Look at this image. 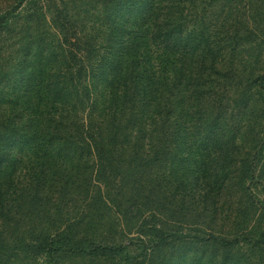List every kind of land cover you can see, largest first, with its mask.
<instances>
[{"label": "trees", "instance_id": "16d2710c", "mask_svg": "<svg viewBox=\"0 0 264 264\" xmlns=\"http://www.w3.org/2000/svg\"><path fill=\"white\" fill-rule=\"evenodd\" d=\"M243 1L0 7V264H264V0Z\"/></svg>", "mask_w": 264, "mask_h": 264}, {"label": "rangeland", "instance_id": "374dc122", "mask_svg": "<svg viewBox=\"0 0 264 264\" xmlns=\"http://www.w3.org/2000/svg\"><path fill=\"white\" fill-rule=\"evenodd\" d=\"M253 1H255V0H253ZM257 1H260V0H257ZM15 2V0H0V7L3 9V8H6V7H8V6H10L11 4H13ZM32 2H34V1H31V3ZM250 0H244L243 1V3H242V5H245V6H247V5H250ZM98 7V10L99 9H101L102 7L100 6V5H98L97 6ZM85 8V12H86V14L88 15V18L89 19H92V20H96V21H98L99 20V18H100V20L102 21V19H103V15H95L94 13H93V11H87V10H96V7H94L93 5H87V6H85L84 7ZM100 21V22H101ZM12 34V36H14L15 34L12 32L11 33ZM11 34H8V35H6V36H9V35H11ZM5 36V37H6ZM104 36H105V38H106V33H104ZM17 38L16 37H12L10 40H9V42H8V45H7V59H8V61L11 63V64H15L16 62H18V60H19V52H18V50H17ZM13 73V72H12ZM3 81H4V78L2 79ZM5 82H8L7 81V78H6V80H5ZM11 82H12V79H11ZM12 86V83L10 84V86L9 87H7V86H5L4 87V92L7 94V96L9 97L8 99H9V102H7L5 105H4V113L6 114V116H13L14 115V113H16L17 112V110H20V109H22V107H23V103H21V102H19V103H15V96H16V94L19 92V91H22L23 92V89H21L20 87V85L19 84H17V85H15L14 87H11ZM246 133V132H245ZM245 133H244V135H245ZM14 150V149H13ZM233 179V175L230 177V181ZM229 181V182H230ZM7 182H9V180L7 181ZM17 183V185H21V182H16ZM204 187H205V185H200V187H199V189H198V191L201 193L202 191H203V189H204ZM232 193H231V198L233 199V194H234V190L232 189V191H231ZM203 194V193H202ZM195 195H197V196H199L197 193L195 194ZM180 195L178 194L177 195V199L175 200V201H179L180 199H181V197H179ZM227 197V196H226ZM224 198L225 197H220V196H214V195H211V196H209V202L210 203H214V205L216 204L217 206H220V204L222 203V201L224 200ZM198 199V198H197ZM188 200H190L191 201V199H189L188 197L186 198V201H188ZM195 201H199V200H196V199H193V202H195ZM196 206H192V210H193V219H194V213L196 214V212H195V208ZM258 220H257V217L256 218H254V221H252V223L250 224V227H257V226H254L255 224L257 225V222ZM221 220L218 222V224H217V226H216V230H218V231H221V230H225L224 228H222L221 227ZM204 226V225H203ZM180 228H181V226H179ZM204 227H206V228H209V226L208 225H205ZM186 229H188V230H186V231H190L189 229V226H187V227H185ZM250 231H253V230H250ZM103 234H105V236H106V232H104ZM64 264H108V263H105V262H101V263H93L89 258H85V259H79V260H76V259H72V258H68V257H65V261H64Z\"/></svg>", "mask_w": 264, "mask_h": 264}]
</instances>
